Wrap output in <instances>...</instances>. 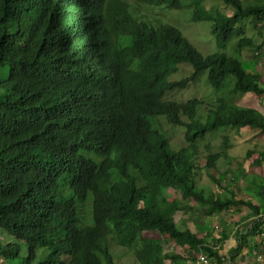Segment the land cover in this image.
I'll list each match as a JSON object with an SVG mask.
<instances>
[{
  "label": "trees",
  "instance_id": "trees-1",
  "mask_svg": "<svg viewBox=\"0 0 264 264\" xmlns=\"http://www.w3.org/2000/svg\"><path fill=\"white\" fill-rule=\"evenodd\" d=\"M139 1L179 8L185 0ZM204 1L192 0L194 17L212 22L219 45L237 38L240 51L259 48L241 22L264 21V0H223L233 9L225 17ZM135 16L127 0H0L2 264H116L112 239L132 249L138 264L182 258L144 236L155 229L204 252L213 264H231L220 245L208 240L210 232L177 224L178 201L163 196L171 187L208 214L245 205L249 217H256L249 230L261 231L264 177L249 180L241 168L247 198L228 188L216 192L196 182L194 157L196 141L212 130L264 131V113L222 101L210 105L202 121V99L160 98L185 88L203 70L217 92L234 74V90L261 96L262 75L248 71L239 57L202 54L173 25L153 26ZM184 60L192 73L169 79ZM159 116L185 127L187 146L173 148L155 126ZM224 155L229 157L208 154L207 168H217ZM247 236L236 231L237 245L229 251L233 264ZM252 249L264 255V239Z\"/></svg>",
  "mask_w": 264,
  "mask_h": 264
},
{
  "label": "rangeland",
  "instance_id": "rangeland-1",
  "mask_svg": "<svg viewBox=\"0 0 264 264\" xmlns=\"http://www.w3.org/2000/svg\"><path fill=\"white\" fill-rule=\"evenodd\" d=\"M127 1L132 5L137 15L135 17L138 20L153 26L160 23L173 25L180 29L189 42L202 54L224 53L239 57L244 61L246 68L248 67L250 71L261 74L262 81H264V21H259L256 18H245L242 20L241 24L246 29L247 34L254 39L255 44H258L257 47L259 48H245V50L240 51L236 47L237 38L224 45L218 44L215 35L212 33V22L199 20L194 17L192 0H185L179 8L145 4L139 0ZM249 2H252V0H244L245 4ZM203 5L210 11L216 12L220 17L229 16L233 12L232 7L228 6L223 0H205ZM192 71V64L184 60L169 79L180 80L189 76ZM230 77L231 79L227 85L217 92L210 84L208 70H203L185 88L168 90L161 96L160 100H174L182 103L191 98L202 99L204 104L197 109V118L202 121L207 119L208 109L211 106L219 105L222 101L252 106L264 113V95L257 96L254 93L241 94L239 91L234 90V74H231ZM183 119L187 120L185 116H183ZM151 121L155 124L154 118ZM155 126L165 133L166 139L169 140L173 148L180 149L188 145L185 139L186 129L184 126L170 123L165 116L157 117ZM227 140L228 144H226ZM196 145L198 146V152L194 157V162L196 165L195 179L198 184L209 185L216 192H223L225 191L224 188H228L234 190L237 193V197L247 198L249 192L245 190L247 187L245 173L249 174V180H253L255 175L264 177L263 130L253 129L249 126L242 127L240 130L233 127L218 128L199 138L196 141ZM216 152H226L229 157L222 156L217 162V168H207V155ZM257 159L261 160L259 165H255ZM241 168L245 171L242 175L239 174V169ZM163 196L169 201L173 199L178 201L179 210L175 214L177 224L182 227H188L201 235H206L210 232L211 235L207 237L208 240L213 244L217 243L220 245V252L228 263H234L230 259L229 251L237 245L235 241L236 231L248 233L247 241L241 253L237 256L236 263L261 264L256 257V253L259 250L253 251L252 247L254 242L260 244L262 239H264V225L261 227L260 232L252 234L249 226L256 217H249V208L247 206H233L220 212L208 214L193 198H184L178 188L171 187L164 190ZM254 201L257 202V198H254ZM144 236L160 241L165 253H174L182 256V258L176 260L166 258L164 264H213L209 258H207V262H198L201 253L206 257L204 252H196L187 245H178L171 241L167 234L161 233L157 229L145 231ZM110 242L115 253L116 264H138L134 259L132 249L116 244L117 242L114 239ZM227 242L231 243L228 244ZM2 262V259H0V264Z\"/></svg>",
  "mask_w": 264,
  "mask_h": 264
},
{
  "label": "built area",
  "instance_id": "built-area-1",
  "mask_svg": "<svg viewBox=\"0 0 264 264\" xmlns=\"http://www.w3.org/2000/svg\"><path fill=\"white\" fill-rule=\"evenodd\" d=\"M257 260L261 262V264H264V255L261 252L256 253ZM199 261L207 262V258L203 253L199 255Z\"/></svg>",
  "mask_w": 264,
  "mask_h": 264
},
{
  "label": "crops",
  "instance_id": "crops-1",
  "mask_svg": "<svg viewBox=\"0 0 264 264\" xmlns=\"http://www.w3.org/2000/svg\"><path fill=\"white\" fill-rule=\"evenodd\" d=\"M248 93H251V92H248ZM251 107H252V106H251ZM198 262H201V261L198 260ZM201 263H202V262H201Z\"/></svg>",
  "mask_w": 264,
  "mask_h": 264
}]
</instances>
